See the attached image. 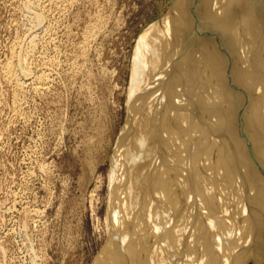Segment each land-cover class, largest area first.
Listing matches in <instances>:
<instances>
[{"label": "bare ground", "instance_id": "obj_1", "mask_svg": "<svg viewBox=\"0 0 264 264\" xmlns=\"http://www.w3.org/2000/svg\"><path fill=\"white\" fill-rule=\"evenodd\" d=\"M132 76L93 264H264V0H174Z\"/></svg>", "mask_w": 264, "mask_h": 264}, {"label": "rangeland", "instance_id": "obj_2", "mask_svg": "<svg viewBox=\"0 0 264 264\" xmlns=\"http://www.w3.org/2000/svg\"><path fill=\"white\" fill-rule=\"evenodd\" d=\"M173 1L0 0V264L94 263L137 41ZM13 57L31 74L11 78Z\"/></svg>", "mask_w": 264, "mask_h": 264}]
</instances>
